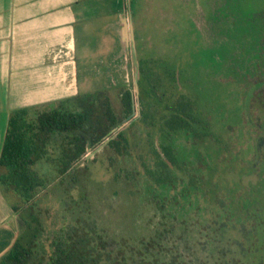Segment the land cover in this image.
<instances>
[{"label":"trees","instance_id":"16d2710c","mask_svg":"<svg viewBox=\"0 0 264 264\" xmlns=\"http://www.w3.org/2000/svg\"><path fill=\"white\" fill-rule=\"evenodd\" d=\"M116 2L117 9L124 10L125 1ZM132 5L129 0L131 10ZM233 19V29L223 30L240 35L235 41L238 49L229 55L230 60H213L215 67L227 62L226 69L246 87L243 104L238 100L233 109L221 103L223 110L216 113L221 106L219 93L209 106L201 102L197 90L193 96L176 91L180 82L176 67L167 65L158 71L146 59L138 62V116L134 119L136 93L124 82L119 84L120 111L115 110L105 85L44 102L38 110L32 106L10 109L0 152V188L5 196H14L11 208L18 232L0 254V264H185L176 254L167 259L158 256L157 251L166 250L156 236L117 237L89 217L58 228L47 248L42 244L44 226L36 198L50 180L36 165L49 164L60 177L59 184L65 176L68 184H76L78 163L88 162L86 149L106 137L110 161L135 153L141 166V171L119 166L113 173L115 180L134 185L142 175L157 188L175 189L181 183L185 195L196 192L223 210L225 220L219 224L235 229L237 249L248 250L258 264H264V0L257 10ZM178 133L188 135L194 144L211 145V153L198 150L187 160L172 142ZM230 174L249 179L243 182ZM155 202L162 210L163 204Z\"/></svg>","mask_w":264,"mask_h":264},{"label":"rangeland","instance_id":"374dc122","mask_svg":"<svg viewBox=\"0 0 264 264\" xmlns=\"http://www.w3.org/2000/svg\"><path fill=\"white\" fill-rule=\"evenodd\" d=\"M124 1V10L117 9L116 0H83L75 5L74 59L80 90L105 85L115 110L120 111L119 84L124 82L135 91L132 29L137 61L146 59L158 71L167 65L176 67L180 78L176 91L193 96L197 90L201 102L209 106L217 93L220 94L217 104L223 103L227 109H233L238 100V104H243L246 90L243 82L233 78L231 70L226 69L227 62L215 67L213 60L217 63L230 60L229 55L236 53L235 41L240 35L233 31L232 36L228 27L233 29V18L257 10L263 0H235V4L230 0H133L132 10L129 0ZM224 15H228L225 21ZM122 21L125 38L121 32ZM41 104L30 107L38 110ZM134 106L133 119L138 116L136 97ZM222 110L221 104L216 113ZM128 122L129 119L122 126ZM134 128L139 133L142 130L139 125ZM172 142L187 160L194 158L195 151L203 154L212 151L211 145L194 144L185 133L174 135ZM100 144L86 149L84 159L88 162L78 163L76 184H68L67 176L59 184L60 177L49 164L41 161L36 165L50 180L36 198L44 226L41 241L46 248L58 228L75 223L79 217H89L97 221L99 228L117 237L134 240L140 236H156L166 250L157 251L161 258L176 254L185 264H258L248 250L242 253L237 249L235 229L219 224L225 220L223 210L196 192L185 195L181 183L177 189H161L142 175L134 185L115 180L113 173L119 166L137 171H141V166L135 153L126 159L114 156L110 161L108 156L112 151ZM83 165L87 166L85 170ZM228 176L243 182L249 179L236 174ZM7 198L10 204L14 200L12 194ZM155 200L163 204L162 210Z\"/></svg>","mask_w":264,"mask_h":264},{"label":"crops","instance_id":"0c3cea01","mask_svg":"<svg viewBox=\"0 0 264 264\" xmlns=\"http://www.w3.org/2000/svg\"><path fill=\"white\" fill-rule=\"evenodd\" d=\"M82 1L0 0V152L10 109L82 91L73 37L75 5ZM17 232L16 215L0 188V254Z\"/></svg>","mask_w":264,"mask_h":264},{"label":"water","instance_id":"95a60500","mask_svg":"<svg viewBox=\"0 0 264 264\" xmlns=\"http://www.w3.org/2000/svg\"><path fill=\"white\" fill-rule=\"evenodd\" d=\"M122 23H123V29H122V36L124 37L125 36V31H124V22L122 21ZM130 28H131V22H130ZM130 35H131V40H132V53H133V58H134V66H135V93H136V99H137V92H138V89H137V78H138V73H139V66H138V61H137V59L135 58V46H134V44H133V39H134V37H133V31H132V29H130ZM125 38V37H124ZM138 103V102H137ZM129 123V122H128ZM109 139V137H107V138H105L104 140H105V142L107 141ZM103 140V141H104ZM105 142H103V143H101L100 144V146L101 145H103ZM16 215V214H15Z\"/></svg>","mask_w":264,"mask_h":264},{"label":"flooded vegetation","instance_id":"af4514ba","mask_svg":"<svg viewBox=\"0 0 264 264\" xmlns=\"http://www.w3.org/2000/svg\"><path fill=\"white\" fill-rule=\"evenodd\" d=\"M135 92V91H134ZM136 97V96H135ZM137 100V99H136ZM138 108V107H137ZM134 111H135V106H134ZM137 111H138V109H137ZM134 113V112H133Z\"/></svg>","mask_w":264,"mask_h":264},{"label":"bare ground","instance_id":"6f19581e","mask_svg":"<svg viewBox=\"0 0 264 264\" xmlns=\"http://www.w3.org/2000/svg\"><path fill=\"white\" fill-rule=\"evenodd\" d=\"M126 35V34H125Z\"/></svg>","mask_w":264,"mask_h":264}]
</instances>
